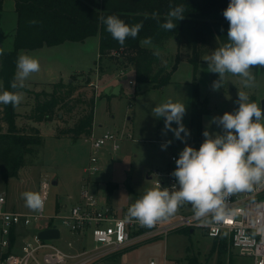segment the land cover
<instances>
[{
  "label": "rangeland",
  "instance_id": "1",
  "mask_svg": "<svg viewBox=\"0 0 264 264\" xmlns=\"http://www.w3.org/2000/svg\"><path fill=\"white\" fill-rule=\"evenodd\" d=\"M13 4V0H4L3 10L0 13V68L1 51L13 48V29L17 24ZM169 42V39L165 38L154 42L165 57L162 61L164 64L171 67L177 55H180V59L189 58L190 46H182L181 50L178 47L175 50ZM189 49L190 51L187 52ZM26 52L30 51L21 50V54H31L39 64L49 65L54 77H58L60 73L65 75L50 83L25 82L24 88L17 90L24 96L20 105L15 107L18 112L17 125L26 127L29 131L30 127H38L43 137L42 144L36 147L38 150L26 155L25 165L20 168L17 176L5 181L0 173V192H5L8 207L23 212L33 210L26 206L22 194L29 191L38 192L39 181L43 176H48L51 182L58 181L51 186L46 206L47 214L56 212L61 204L70 205L79 199L83 185L87 184L83 181V177L87 176L84 169L89 164L91 155L90 138L93 134L99 135L108 130L122 135L121 145L112 154L109 145L100 149L98 153L100 170L91 175L89 188L98 195L101 202L111 203L117 208H129L137 200L136 195L129 191V186L142 195L148 189L157 188L154 178H151L153 170L166 169L173 172L176 163L171 161V156L176 155L179 158L186 144L195 148L191 140L194 84L200 83L204 105L206 108L211 106L208 108L209 113L202 117V143L205 139L203 131L206 127L212 133L222 134V129L217 124H209V122L213 117L222 116L225 112H234L238 108L239 105L236 103L238 91L246 92L250 101L259 105V98L264 95V72L252 68L251 72L255 76L254 87L245 88L239 76L225 74L222 87L218 91L223 92L222 89L228 91L230 86H234L237 90L236 96L231 97L232 102L230 98H223L224 101L219 103L210 102V94L207 92L209 79L213 82L217 81L219 74L211 72L213 77L211 75L209 78L206 65L201 63L199 69L194 71L193 65L185 60L179 61V69L173 72L171 82L166 85L158 87L149 82H137L134 66L125 55L99 59L98 34L89 36L82 42L69 40L53 46H44L41 50L31 53ZM41 74L42 71L39 70L32 75L39 79ZM72 76L76 87L74 93L67 98L71 107L57 108L51 120H36L33 116L39 99L36 98V93L53 92L54 82L71 81ZM43 77L46 78L44 75ZM185 77L193 80L192 85L182 80ZM52 78L51 75L49 80ZM178 79L184 82L178 84L176 81ZM118 84L121 85L119 94H104L107 86ZM64 90L66 89L63 88L60 92L62 95H65ZM3 91V83L0 80V93ZM44 97L43 95L40 99ZM90 97L95 99L92 129L89 134L80 135L73 140L75 127L89 113ZM168 99L186 104L182 123L190 135L185 136L181 133L183 140L175 138L172 131L165 129L164 118H156L152 114V108ZM0 125L5 131L6 123L0 121ZM172 127L176 128L177 124L173 122ZM169 141L167 147L162 148V145ZM180 211L194 210L190 204H184L176 213ZM49 224L50 222L45 219L39 226H31L28 229L30 232H35L38 227L47 228ZM60 227L62 238L53 241L59 247L66 249L67 240H79L65 227L61 225ZM30 232L27 233L23 228L19 230L18 241L26 235L25 233L29 235ZM224 240L226 241L223 253L225 264L253 263L252 258L231 249L228 240L226 238ZM79 244L82 248L94 246L91 235H82ZM212 245L213 239L205 236L201 230H195L191 235L174 231L165 237L139 241L126 248L104 253L87 264H147L151 258L162 262L165 256L172 264H190L191 257H196L198 262L203 264H217V251L212 250ZM78 248L77 246L73 253L77 252ZM43 251L45 249L39 254L41 261ZM42 263L46 264L43 261Z\"/></svg>",
  "mask_w": 264,
  "mask_h": 264
},
{
  "label": "clouds",
  "instance_id": "2",
  "mask_svg": "<svg viewBox=\"0 0 264 264\" xmlns=\"http://www.w3.org/2000/svg\"><path fill=\"white\" fill-rule=\"evenodd\" d=\"M229 23L227 43L215 48L206 58L208 71L219 74L213 82V89L222 87L225 74L239 76L245 88L255 86V76L251 69L264 67V0H229L223 11ZM185 17L183 4L169 6L165 22L159 26L171 32L177 22ZM147 18V16L145 17ZM153 19H159L157 13ZM106 30L121 46L129 37L135 39L143 28V21L134 25L126 24L116 15L102 18ZM151 37L142 41L151 45ZM39 61L27 54L18 55L16 72L10 83L11 89H22L25 81L39 72ZM24 96L17 91L5 90L0 93V105L19 106ZM238 108L213 117L209 122L217 124L221 133H212L208 127L199 149L190 145L184 147L175 160L176 169L171 173L177 185L173 190L161 187L148 189L127 211L129 222L152 227L155 223L173 216L184 204H190L197 219L211 215L215 220L223 219L222 205L234 193L254 190V186H264V108L250 101L246 92L238 91ZM186 104L171 99L152 108L156 118H164L166 130L172 131L175 138L183 140L181 133L190 135L182 123ZM173 122L177 124L172 127ZM166 142L162 148H166ZM26 206L33 211L43 208L44 200L39 192L22 194Z\"/></svg>",
  "mask_w": 264,
  "mask_h": 264
},
{
  "label": "trees",
  "instance_id": "3",
  "mask_svg": "<svg viewBox=\"0 0 264 264\" xmlns=\"http://www.w3.org/2000/svg\"><path fill=\"white\" fill-rule=\"evenodd\" d=\"M13 9L17 13L13 48L1 51L0 80L3 89H11L10 83L16 72V60L20 49H36L43 46H53L64 41H84L92 35H99V59L125 55L132 63L137 82H149L155 86H163L171 82L173 72L180 61V55L175 57L171 67L164 64L163 53L158 46L142 44L145 38L151 37L152 42L173 36L178 47L190 46L191 53L188 58L194 71L202 61L205 46L209 43H227L228 21L223 16L229 0H13ZM183 4L185 17L176 21L177 26L171 32L165 31L159 25L165 22L169 6ZM4 0H0V13L3 10ZM157 13L159 19H153L152 14ZM116 15L128 25L143 21V28L135 39L128 38L124 46L114 40L106 30L102 18ZM147 16V18H145ZM264 72V67H253ZM88 80V79H87ZM53 92H37L35 106L36 120H51L57 108L68 107L69 98L75 90V79L64 82L60 80L53 83ZM64 90L65 95L60 92ZM105 94V92H104ZM45 96L40 99L41 96ZM192 131L191 140L195 149L202 144V117L209 113L201 96L199 84H194L192 93ZM89 113L78 122L74 130L73 140L80 135L89 134L94 121L95 99H89ZM0 121L6 123L3 131L0 125V173L7 181L17 176L21 167L25 165L27 154L38 150L36 148L43 142L38 127H19L16 123L18 112L12 105H0ZM139 199L142 194L133 190ZM191 235V230H177ZM221 239V240H220ZM226 241L223 237L213 239L212 250L217 251V264H225L223 253ZM190 264H203L196 257L189 259Z\"/></svg>",
  "mask_w": 264,
  "mask_h": 264
},
{
  "label": "built area",
  "instance_id": "4",
  "mask_svg": "<svg viewBox=\"0 0 264 264\" xmlns=\"http://www.w3.org/2000/svg\"><path fill=\"white\" fill-rule=\"evenodd\" d=\"M95 85L93 82H91ZM98 87V85H95ZM130 137V136H129ZM91 155L85 167L87 176L83 181L80 196L70 205H60L53 214L46 213L53 181L43 176L39 181V193L42 194L44 205L40 211L23 212L6 207L7 196L0 193V264H87L98 256L128 247L139 241L167 236L177 230H201L212 239L226 238L231 249L239 254L252 258V264H264V186L256 185L251 192L234 193L226 198L222 205L223 219L215 220L211 215L197 219L194 211H180L173 216L155 223L152 227L140 225L137 221L129 222L128 208H117L111 203H103L90 188L91 175L100 170L98 153L101 148L109 145L110 154L120 148L122 135L105 131L91 136ZM178 159L171 156V161ZM169 170L154 169L151 178L155 186L161 189L177 184L176 178ZM155 176V177H154ZM183 209V208H182ZM47 219V227H65L79 240H67V248L62 249L53 241L38 238V229L30 232L28 227L39 226ZM24 229L25 233L18 241L17 233ZM91 235L94 246H80V238ZM62 237L60 236L59 239ZM77 252L73 253L76 247ZM41 254L42 261L39 258ZM147 264H172L167 257L160 262L155 258Z\"/></svg>",
  "mask_w": 264,
  "mask_h": 264
},
{
  "label": "crops",
  "instance_id": "5",
  "mask_svg": "<svg viewBox=\"0 0 264 264\" xmlns=\"http://www.w3.org/2000/svg\"><path fill=\"white\" fill-rule=\"evenodd\" d=\"M16 12V11H15ZM16 16H17V13H16ZM17 23V22H16ZM17 25V24H16ZM15 28L16 27H14V29H13V35H15ZM166 39H169V45H171L172 47H175V50L178 48V43H177V41H176V39L173 37V36H171V37H169V38H166ZM13 43H14V36H13ZM153 43V42H152ZM151 43V45H147V46H153L154 45V43L152 44ZM222 46H224V44H222V43H218V42H213V43H209V44H207L206 46H205V50H204V53H203V55H202V61L199 63V65L201 64V63H203V65H206L207 67H208V64H207V62H206V58L207 57H209L211 54H212V52H213V50L215 49V48H220V47H222ZM44 47V46H43ZM43 47H40V48H36V49H20V51H19V53H18V55H21V50H24V51H30V52H26V53H31L32 51H36V50H41ZM186 49H188V48H186ZM188 51H190V49L189 50H187V52ZM185 52V51H184ZM29 56H31V54H29ZM181 61L182 60H185V61H188V63H190L189 62V60H188V58H182V59H180ZM184 62V61H183ZM191 64V63H190ZM47 64H42V63H40V70L42 71V74H41V77H39V79H37V78H35L34 77V75H31L25 82H41V83H50V82H53L55 79H58V78H60V77H62V76H64L65 74H62V73H60L59 75H58V77L56 76V77H54V75L52 74V69H50L51 67L48 65V66H46ZM180 65V64H179ZM178 65V67L176 68V70L175 71H177L178 69H179V66ZM199 65H198V67H197V69L196 70H198L199 69ZM191 66H192V64H191ZM194 70V69H193ZM194 72V71H193ZM190 73H188V75H189ZM43 75L44 76H46V78L45 77H43ZM52 75V79L51 80H49V77ZM211 75H212V73L211 72H209V78H211ZM212 77H213V75H212ZM182 80H186V81H188L191 85H192V79H188V78H184V79H182ZM182 80H180V79H178V80H176V81H178L177 83L179 84H182L184 81H182ZM209 81H210V83L208 84V86H209V88H208V90H207V92H208V94H210V100L208 99V98H206V99H208L210 102H214V103H219V102H222V101H224V99L223 98H230L231 99V102H232V98L234 97V96H236V88L234 87V86H230L229 87V89H228V91H224V89H222L223 90V92L222 91H218V90H214L213 89V81L212 80H210L209 79ZM199 86H200V83H199ZM225 90H226V88H225ZM264 95H262L260 98H259V100L263 97ZM232 97V98H231ZM232 104V103H231ZM209 108H211V106H209ZM0 193H3V192H0ZM78 200V199H77ZM76 200V201H77ZM13 205V204H12ZM6 207L7 208H9V209H13V210H16L14 207H8V200H7V204H6Z\"/></svg>",
  "mask_w": 264,
  "mask_h": 264
},
{
  "label": "water",
  "instance_id": "6",
  "mask_svg": "<svg viewBox=\"0 0 264 264\" xmlns=\"http://www.w3.org/2000/svg\"><path fill=\"white\" fill-rule=\"evenodd\" d=\"M121 85L107 86L104 90L106 94H119ZM260 105L264 108V96L260 99ZM57 180H53V184H57ZM193 232V230H191ZM38 238L42 240L59 239L61 236L60 229L57 227H47L38 231Z\"/></svg>",
  "mask_w": 264,
  "mask_h": 264
}]
</instances>
